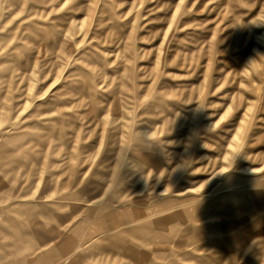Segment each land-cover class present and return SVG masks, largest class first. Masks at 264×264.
<instances>
[{
  "label": "rangeland",
  "instance_id": "1",
  "mask_svg": "<svg viewBox=\"0 0 264 264\" xmlns=\"http://www.w3.org/2000/svg\"><path fill=\"white\" fill-rule=\"evenodd\" d=\"M0 264H264V0H0Z\"/></svg>",
  "mask_w": 264,
  "mask_h": 264
},
{
  "label": "bare ground",
  "instance_id": "2",
  "mask_svg": "<svg viewBox=\"0 0 264 264\" xmlns=\"http://www.w3.org/2000/svg\"><path fill=\"white\" fill-rule=\"evenodd\" d=\"M183 1V0H182ZM55 240V239H54Z\"/></svg>",
  "mask_w": 264,
  "mask_h": 264
}]
</instances>
